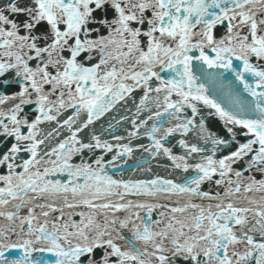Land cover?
<instances>
[{"label": "snow or ice", "instance_id": "6c2138e0", "mask_svg": "<svg viewBox=\"0 0 264 264\" xmlns=\"http://www.w3.org/2000/svg\"><path fill=\"white\" fill-rule=\"evenodd\" d=\"M0 185V264H264V0H0Z\"/></svg>", "mask_w": 264, "mask_h": 264}, {"label": "water", "instance_id": "95a60500", "mask_svg": "<svg viewBox=\"0 0 264 264\" xmlns=\"http://www.w3.org/2000/svg\"><path fill=\"white\" fill-rule=\"evenodd\" d=\"M222 31V30H221ZM218 35L220 34V32L217 33ZM164 75V74H162ZM142 95V92L140 91H137L135 93H133V97L136 99V102L138 103L139 101V97ZM125 102H121L120 105H117L116 109L113 110L112 113H108L106 114L105 117H102L100 121H97L96 124L93 126L95 132L101 136L102 140H108L110 143H117L116 141H114L112 139V137L114 135H122V136H127V131L128 130H131V125L127 122H124L123 125H116L114 128L112 129H109V124L110 122L111 123H115L114 120L112 119L113 116H119V115H128L130 118H131V112H134L135 111V106L133 104V101L132 99H128L127 100V104H126V107H122V105H124ZM202 108V106H201ZM126 109H129L131 111H126ZM209 110L207 109H203L202 108V112L204 113V118L206 120V124L207 126L211 127L214 131L215 130H218V129H221L223 127L222 123L217 119L215 118L214 116H208L207 115V112ZM68 113H66L65 115H67ZM147 116V113H141V117H146ZM199 119V117H198ZM151 125V122H149V126ZM45 128H47L48 126L45 125L43 126ZM143 131V130H141ZM64 136H67L68 133L65 132L63 133ZM193 142H195V137L193 136ZM122 143H127V140H124L122 141ZM133 145L135 144H139V143H143V144H148L149 141L147 140L146 137L142 138L141 140H133ZM180 149L177 147L174 149V152H176L177 154L180 153ZM147 154L146 153H140V152H136L134 153V156L132 159H130L128 161V164L126 166L127 169H131L132 167L135 166L136 162L138 160H142ZM88 156L89 154L87 153V151L84 153V159L87 160L88 159ZM73 161L75 163H80L81 162V157L80 156H75L73 158ZM159 163L161 165H167L169 162L167 160H164V159H161L159 161ZM148 165H145V167H147ZM152 168H153V172L152 173H148V172H140V171H137L135 173L129 171V170H126L123 174V178L124 179H147V178H150L154 173H158L159 175L161 176H166L167 173L165 172L164 168L163 167H158L157 166V162L153 161L152 162ZM183 174L182 173H173L171 176H169L168 178H172V179H177L178 177H182ZM257 177L259 178V174H257ZM2 186V185H0ZM202 190H205V191H208L209 190V186L206 184V185H203L202 186ZM133 199H136V198H133ZM161 203H168V201L166 200H161L160 201ZM195 203H204V204H207L208 202L207 201H200V200H194ZM183 203V200L181 201V204ZM155 215V214H154ZM78 219V218H77ZM4 223H6L5 221L3 220H0V225H3ZM10 255V258H14L15 256L18 255V253H12V254H9ZM178 264H182V262H178Z\"/></svg>", "mask_w": 264, "mask_h": 264}]
</instances>
